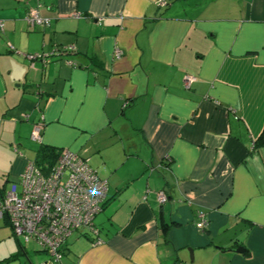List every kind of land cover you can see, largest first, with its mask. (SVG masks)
Returning a JSON list of instances; mask_svg holds the SVG:
<instances>
[{
  "label": "crops",
  "instance_id": "1",
  "mask_svg": "<svg viewBox=\"0 0 264 264\" xmlns=\"http://www.w3.org/2000/svg\"><path fill=\"white\" fill-rule=\"evenodd\" d=\"M262 129L264 0H0V193L40 146L108 186L61 264H264ZM19 242L0 217V264L47 259Z\"/></svg>",
  "mask_w": 264,
  "mask_h": 264
},
{
  "label": "built area",
  "instance_id": "2",
  "mask_svg": "<svg viewBox=\"0 0 264 264\" xmlns=\"http://www.w3.org/2000/svg\"><path fill=\"white\" fill-rule=\"evenodd\" d=\"M156 2L166 4V0ZM25 18L30 26L50 25V19L41 17L37 9H29ZM66 50L73 47H54L46 54H28L26 58L48 62L50 55ZM192 80L186 76L185 85ZM31 138L40 141V125L33 128ZM107 194L106 180L99 177L87 158L59 149L51 167L38 166L34 161L26 163L18 180L0 193V217L7 218L22 245L34 242L47 255L41 264H61L66 241L75 231L97 235L94 219L103 210ZM156 197L159 204L167 200L162 190L156 192ZM204 224L200 221L197 227L203 228ZM94 242L101 240L96 237Z\"/></svg>",
  "mask_w": 264,
  "mask_h": 264
},
{
  "label": "trees",
  "instance_id": "3",
  "mask_svg": "<svg viewBox=\"0 0 264 264\" xmlns=\"http://www.w3.org/2000/svg\"><path fill=\"white\" fill-rule=\"evenodd\" d=\"M255 146L264 145V129H262L259 137L255 140ZM59 149H53L48 147H42L37 150V155L34 162L41 167H51L54 164L55 158L58 154ZM107 202V201H106ZM106 204V203H105ZM105 206V205H104ZM104 208V207H103ZM21 249L24 248L21 242H19ZM12 259L7 258L5 260Z\"/></svg>",
  "mask_w": 264,
  "mask_h": 264
},
{
  "label": "water",
  "instance_id": "4",
  "mask_svg": "<svg viewBox=\"0 0 264 264\" xmlns=\"http://www.w3.org/2000/svg\"><path fill=\"white\" fill-rule=\"evenodd\" d=\"M243 248L242 247H237L236 249H235V251H237V252H243ZM189 252L191 253V250H189Z\"/></svg>",
  "mask_w": 264,
  "mask_h": 264
},
{
  "label": "rangeland",
  "instance_id": "5",
  "mask_svg": "<svg viewBox=\"0 0 264 264\" xmlns=\"http://www.w3.org/2000/svg\"><path fill=\"white\" fill-rule=\"evenodd\" d=\"M44 254V253H43ZM46 255V254H45Z\"/></svg>",
  "mask_w": 264,
  "mask_h": 264
}]
</instances>
